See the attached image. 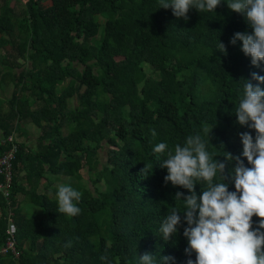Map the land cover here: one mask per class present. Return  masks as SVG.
I'll return each instance as SVG.
<instances>
[{"label":"trees","instance_id":"16d2710c","mask_svg":"<svg viewBox=\"0 0 264 264\" xmlns=\"http://www.w3.org/2000/svg\"><path fill=\"white\" fill-rule=\"evenodd\" d=\"M14 1L20 13L0 3V88L13 86L0 113V155L9 135L15 146L8 196L0 192V249L11 224L14 249L0 251V264H102L105 251L114 264H137L145 253L186 264V224L169 241L158 229L171 208H182L175 193L187 190L165 185L164 157L153 148H173L213 124L214 155L240 156L238 134L255 137L234 115L243 79L264 76V63L252 66L240 41L229 44L234 33H251L243 15L227 0L214 12L191 9L187 21L158 0ZM29 125L39 132L34 146ZM234 167L226 165V177ZM62 176L75 177L68 184L82 193L75 217L58 212L52 183ZM29 203L40 211L26 214Z\"/></svg>","mask_w":264,"mask_h":264},{"label":"clouds","instance_id":"9594fccd","mask_svg":"<svg viewBox=\"0 0 264 264\" xmlns=\"http://www.w3.org/2000/svg\"><path fill=\"white\" fill-rule=\"evenodd\" d=\"M221 0H158V8L172 9L173 16L188 20V12H214ZM227 8L242 14L251 33L236 32L229 44L241 42L242 53L250 57V63L259 67L264 63V0H227ZM218 51L227 54L226 47L218 41ZM242 94L234 115L236 123L255 131L239 133L242 143L240 156L214 155L208 151L210 133L214 126L205 127L200 133L189 135L183 143L173 148L165 142L157 143L153 153L164 158L159 166L167 170L163 177L165 185L187 190V195L177 191L174 199L182 208L173 207L162 219L160 237L164 241L177 235L182 221L183 236L187 239L186 264H264V76L255 72L250 79H243ZM252 81L256 83L253 84ZM155 137L156 133L153 131ZM223 156L221 161L216 157ZM241 156L246 159V166ZM235 167L225 176L228 163ZM152 170V168H151ZM144 177L150 174L144 167ZM230 181L234 191H229ZM204 184L199 195L197 184ZM82 193L70 184H61L56 191L58 212L69 217L80 214L78 203ZM253 216L258 224L253 227ZM195 253V260L191 254ZM102 264H114L111 254L105 251L99 257ZM137 264H175V258L145 253Z\"/></svg>","mask_w":264,"mask_h":264},{"label":"rangeland","instance_id":"374dc122","mask_svg":"<svg viewBox=\"0 0 264 264\" xmlns=\"http://www.w3.org/2000/svg\"><path fill=\"white\" fill-rule=\"evenodd\" d=\"M0 3H2L1 0H0ZM21 5H22V3H18L14 0H10V6H13L15 8L16 13H20V10L22 7ZM3 54H4V50L0 49V60H1V57ZM6 82L8 83L9 81L7 80ZM4 85L5 86L2 88V90L0 88V113L6 111L8 109V104H7V101L5 98H7L10 95V92L13 89V86L11 84H4ZM71 103L72 102L70 101V105H71ZM29 129H30V133H29L28 138H27L28 144H30L31 146H34L35 145V139H36L37 135L39 134V132H38L37 128L33 125H29ZM63 131L67 132L66 129H64ZM21 139H24V137H22ZM104 159L105 158H104V154H103L102 160H104ZM79 173H80V176L83 177V179H87L86 169L82 168L79 171ZM69 181L75 182V181H77V179L75 177L62 176L61 178H59V180L54 181L52 183V185L58 187L61 184H68ZM44 183H45L44 180L41 181L40 188H43ZM23 199H24L23 194L18 193L17 194V200L19 202H21V201H23ZM23 211L26 214L33 215L35 213H38L40 211V208L30 204V205H25L23 208Z\"/></svg>","mask_w":264,"mask_h":264},{"label":"built area","instance_id":"2783aa9c","mask_svg":"<svg viewBox=\"0 0 264 264\" xmlns=\"http://www.w3.org/2000/svg\"><path fill=\"white\" fill-rule=\"evenodd\" d=\"M7 141L11 143V146L8 150L4 151L3 154L0 155V192L3 193L4 196H8V188L12 183V161L14 159L15 154V146L13 143V136L9 135L7 137ZM9 237L6 241V246L1 247L0 251L4 252L7 248L14 249V241H13V225H10L8 229Z\"/></svg>","mask_w":264,"mask_h":264}]
</instances>
